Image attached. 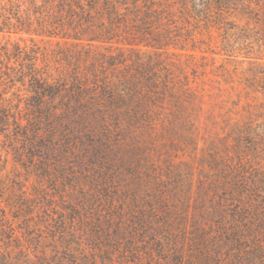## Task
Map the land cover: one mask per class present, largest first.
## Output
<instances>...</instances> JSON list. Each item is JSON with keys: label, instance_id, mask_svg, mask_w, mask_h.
Wrapping results in <instances>:
<instances>
[{"label": "rangeland", "instance_id": "rangeland-1", "mask_svg": "<svg viewBox=\"0 0 264 264\" xmlns=\"http://www.w3.org/2000/svg\"><path fill=\"white\" fill-rule=\"evenodd\" d=\"M0 81V264H264V0H0Z\"/></svg>", "mask_w": 264, "mask_h": 264}, {"label": "trees", "instance_id": "trees-1", "mask_svg": "<svg viewBox=\"0 0 264 264\" xmlns=\"http://www.w3.org/2000/svg\"><path fill=\"white\" fill-rule=\"evenodd\" d=\"M37 78L34 77L33 81V93L36 95L37 99L47 98L50 95L48 94V88L40 86L39 83H36ZM2 81H0L1 85ZM36 84V85H35ZM30 106L28 109L32 115H41V104L39 101L35 104L27 105ZM16 107L9 104V101L6 99L4 93H0V124H2L9 135H31L29 130H24L21 119L16 115ZM42 116V115H41ZM27 129V128H26ZM32 132V131H31ZM34 134V133H33Z\"/></svg>", "mask_w": 264, "mask_h": 264}]
</instances>
